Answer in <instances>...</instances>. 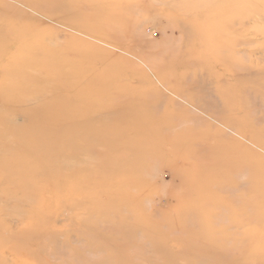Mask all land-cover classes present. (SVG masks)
I'll use <instances>...</instances> for the list:
<instances>
[{"label": "rangeland", "instance_id": "rangeland-1", "mask_svg": "<svg viewBox=\"0 0 264 264\" xmlns=\"http://www.w3.org/2000/svg\"><path fill=\"white\" fill-rule=\"evenodd\" d=\"M2 4L104 90L65 184L0 191V264H264V0Z\"/></svg>", "mask_w": 264, "mask_h": 264}, {"label": "bare ground", "instance_id": "bare-ground-1", "mask_svg": "<svg viewBox=\"0 0 264 264\" xmlns=\"http://www.w3.org/2000/svg\"><path fill=\"white\" fill-rule=\"evenodd\" d=\"M18 14L13 6L0 5V191L4 200L30 187L43 190L36 187L37 181L56 187L70 179L74 130L92 125L74 118V102L91 98L99 102L104 90L91 72H75L72 38L40 32L33 20L8 19ZM101 134L98 129L97 136ZM152 141L153 145L174 142L167 136Z\"/></svg>", "mask_w": 264, "mask_h": 264}]
</instances>
